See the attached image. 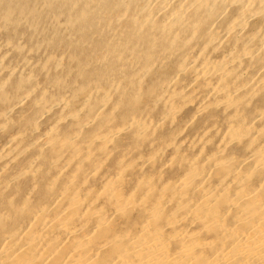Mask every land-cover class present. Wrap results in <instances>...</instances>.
I'll return each instance as SVG.
<instances>
[{
  "label": "bare ground",
  "instance_id": "1",
  "mask_svg": "<svg viewBox=\"0 0 264 264\" xmlns=\"http://www.w3.org/2000/svg\"><path fill=\"white\" fill-rule=\"evenodd\" d=\"M0 264H264V0H0Z\"/></svg>",
  "mask_w": 264,
  "mask_h": 264
}]
</instances>
